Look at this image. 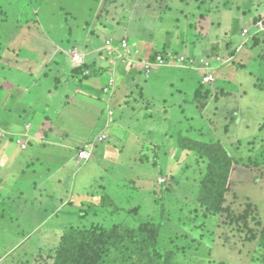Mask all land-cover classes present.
<instances>
[{
  "label": "rangeland",
  "instance_id": "374dc122",
  "mask_svg": "<svg viewBox=\"0 0 264 264\" xmlns=\"http://www.w3.org/2000/svg\"><path fill=\"white\" fill-rule=\"evenodd\" d=\"M218 1L227 5L224 21L235 25L233 10L250 0ZM57 2L62 8H68L64 0H56L55 5ZM84 4L88 5L89 0H84ZM108 4L107 1L105 6ZM192 4L193 1L189 3ZM18 7L16 0L13 3L0 0V11H10L9 17L0 16V25L2 21L12 24L14 19L10 16L17 13ZM146 11L144 7L143 12ZM175 13L172 10L158 21L159 24L162 22L159 37L164 32L163 26L170 33L179 29V25L174 26L175 22H172ZM145 22L151 21L146 18ZM181 34L178 31V37H182ZM146 39L147 34L142 33L138 44ZM177 43L178 39L174 41ZM191 43L193 45L194 41H187V44ZM257 43L254 41L251 45ZM172 47L169 50L158 49L156 54L165 60L178 56L180 53ZM229 63L233 64L230 68L235 78L243 81L239 94L234 97L231 93L237 102L224 100L216 103L213 98L195 102L197 85L202 84L205 96L206 91L212 89V82L202 83L203 75L197 71L158 66L145 73L142 67L143 73L137 78L139 82L143 81L141 93L137 83L131 87V91H135L132 98L136 101L129 107L130 118L121 114L120 123H117L120 112L117 110L115 122L118 130L115 131L114 125L108 129L105 140L97 141L92 156L86 161L76 164V150H65L62 155L70 159L61 172L60 186H48L42 192L32 191L29 173L24 174L16 164L17 169L5 178L3 185L10 192V197H0V202L7 206L0 222V250L4 252L15 243L2 241V238L13 236L14 230L20 233L16 230L20 227H15L14 213L23 224V234L34 232L39 236L38 239L29 235L23 246L29 251L30 247L34 249V244L40 245V251L35 249L27 255L28 259L34 255L33 259L37 261L48 258L47 255L61 242L63 232L70 228L109 230L120 223L132 227L141 222H152L157 232L148 240L133 239L120 245L121 252L128 246L126 253H130L131 263L264 264V78L259 82L261 88L254 85L253 75L254 70L257 72L259 59L250 68L239 66L240 63ZM120 82L124 85L123 81ZM232 84H226L223 89L227 90ZM229 89L232 91L235 87ZM115 96L116 93L111 97ZM127 100L131 101L130 98ZM127 100L122 99L123 102ZM150 106V113H145ZM85 107L73 105L62 114L67 119L68 128L73 127V132L76 127H91L88 129V140H91L101 133L98 130L103 125L105 112L99 124L92 126L96 114L88 112L84 115ZM151 114L159 121L145 122ZM142 124H148L153 130L152 138L142 135L145 129L138 128ZM179 134L202 140L219 139L231 152L228 191L220 212L211 213L206 208L207 202L202 200L201 180L207 168L206 159L178 148ZM56 151L61 156L60 150ZM17 179L18 186H13L17 185L14 181ZM18 191L22 192L19 194ZM6 226L8 230H3ZM140 244L148 246L153 261L140 259L145 254L144 250H134ZM15 251L20 252L19 249ZM48 260L53 263L51 258Z\"/></svg>",
  "mask_w": 264,
  "mask_h": 264
},
{
  "label": "crops",
  "instance_id": "0c3cea01",
  "mask_svg": "<svg viewBox=\"0 0 264 264\" xmlns=\"http://www.w3.org/2000/svg\"><path fill=\"white\" fill-rule=\"evenodd\" d=\"M64 1L67 9L62 8L58 2L55 5L56 0H45V4L44 0H16L19 7L17 13L10 16L14 19L13 23L2 21L0 25V131L5 134L0 137V197H10V192L3 185L5 178L17 169L16 164L24 174L29 173V185L34 188L32 191L42 192L48 186H60L63 179L61 172L70 159L62 153L74 149L77 152L78 147L88 140V129L91 128L76 127L73 132L72 126L68 128L63 111L73 105L79 104L81 108L85 105L84 109H87L83 111L84 115L88 112L96 114L94 126L99 124L105 112L106 100H109L113 120L104 128V115L103 125L98 131L107 133L113 125L117 131L121 114L128 116L130 105L136 101V98H132L135 91H131L134 83L138 84L141 93L143 81L139 82L137 78L143 71L146 73L151 68L166 66L181 67L204 75L198 63L201 58L231 57L230 62L240 63L239 66L244 65L246 68H250L259 59L253 77L254 85L261 86L259 82L264 78V33L255 36L254 41L258 43L252 46L253 38H248L242 30H253V23L259 18L264 19V0H250L247 4L237 5L232 17L235 25L224 21L227 5L218 0H107V6L106 0H89L88 5L84 4V0ZM192 1L193 4L189 5ZM144 7L146 12H143ZM172 10L176 11L172 22H175L174 26L179 25V29L170 33L163 26L164 32L159 37L162 22L160 25L158 21ZM9 12L1 10L0 16L9 17ZM146 18L151 22H145ZM155 18H158L157 23ZM178 31L182 37H178ZM142 33L147 34L148 39L138 44ZM123 39L127 40L129 49L139 52L141 58L151 63L149 68L137 63L121 62L103 54L106 40H111L112 45L117 47ZM177 39L178 43L174 44ZM188 40L194 41V44H187ZM172 45L180 54L168 60L161 56V61H158L156 57L159 54L156 51L169 50ZM75 50L84 53L83 66L73 65L71 56ZM151 56H154L153 60L149 59ZM181 57L197 60L191 66L180 61ZM232 65L229 61L216 63L211 71L212 89L206 91V97L202 84L197 85L193 100L198 102L213 98L216 103L224 100L237 102L231 93L237 96L238 90L243 88V81L235 78L230 68ZM84 69L89 70L87 75L83 74ZM110 77L114 79L111 95L116 93L114 98L104 92ZM118 81H123L124 85L122 82L118 85ZM229 83H233L229 88L235 87L234 90L223 89ZM129 98L130 102L127 100ZM178 106L181 107L180 102ZM117 110L120 112L116 123ZM150 111L151 106L145 113L149 114ZM156 120L159 121L151 114L144 121L152 123ZM148 126L142 124L138 128H144L142 135L152 138L153 130ZM16 138L26 143L25 149L15 141ZM56 150H60L61 156ZM14 181L17 185L13 186H18L19 180ZM21 192L18 191L19 194ZM12 215L16 218L15 227H20L16 229L20 233L14 230L13 236L1 239L15 243L4 252L0 250V264H51L47 257V260L37 261L33 255L32 259H28L32 251H40V245L34 244V249L30 247L32 250L26 251L23 248L24 241L29 235L39 236L34 232L23 234L22 222L18 221L17 215ZM3 230H8V227ZM13 253V257L7 260V256Z\"/></svg>",
  "mask_w": 264,
  "mask_h": 264
},
{
  "label": "trees",
  "instance_id": "16d2710c",
  "mask_svg": "<svg viewBox=\"0 0 264 264\" xmlns=\"http://www.w3.org/2000/svg\"><path fill=\"white\" fill-rule=\"evenodd\" d=\"M254 39L255 36L253 41ZM153 57L149 59L153 60ZM179 135L178 148L192 151L206 159L207 168L201 180L200 192L204 198L202 200L207 202L206 208L211 213L220 212L228 191L231 152L219 139L202 140ZM6 207L0 202V220L6 214ZM156 232L157 227L152 222H141L138 226L132 227L120 223L109 230L97 227L70 228L63 232L61 242L47 256L53 260L52 264H136L130 262V253H126L128 246L121 252L120 245L130 243L133 239L144 242ZM140 245L134 249L144 250L145 254H142L140 259L147 258L153 261L154 257L151 258L148 246ZM116 251L119 252L118 255L115 254Z\"/></svg>",
  "mask_w": 264,
  "mask_h": 264
},
{
  "label": "built area",
  "instance_id": "2783aa9c",
  "mask_svg": "<svg viewBox=\"0 0 264 264\" xmlns=\"http://www.w3.org/2000/svg\"><path fill=\"white\" fill-rule=\"evenodd\" d=\"M242 33L247 34V37L250 39L253 38L254 36H256L257 34L264 33V19H262V18L257 19L253 23V30L248 31L247 28H243ZM102 52L105 56L115 58L121 62L137 63V64L143 65L145 68H149L151 66V63L148 60H145V59L141 58L139 55L134 54V52L128 48V43H127L126 39L121 40L117 47L112 45L111 40H106ZM156 58L158 61H161V59H162L160 55H158ZM71 59H72V63L74 66H83L85 64V56H84V53L81 51L75 50L72 53ZM230 59H232V58L229 57L227 59H224L220 56H214L212 58L200 59L198 63L200 65V67L204 70V75L202 77V83L206 84V83H210L213 81V76H212L211 71L213 70L216 63H222V62H226V61L230 62ZM180 61H184L186 63V65L192 66V65H194V62L196 60H194V59L186 60L185 57H181ZM88 73H89L88 69L83 70L84 75H87ZM113 86H114V79L112 77H110L108 82H107V85L104 88V92L111 96ZM105 116H106V121H105V127L104 128H107L108 124L110 122H112V120H113V118H112L113 111L110 107L109 100H106ZM3 135L5 136V134L0 131V137ZM106 135H107L106 132L98 133L91 140L86 141L85 144L80 146V148L77 150V154H76L77 162L79 163L81 161L88 160L90 157V151L93 148V146H95L97 141L105 140ZM15 141L20 145V147L22 149L26 148V143L22 142V140L20 138H16ZM158 181L162 182V181H160V179Z\"/></svg>",
  "mask_w": 264,
  "mask_h": 264
}]
</instances>
